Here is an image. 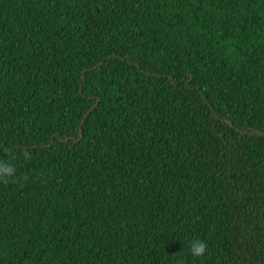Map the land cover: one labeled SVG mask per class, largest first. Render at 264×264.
<instances>
[{
  "label": "trees",
  "instance_id": "trees-1",
  "mask_svg": "<svg viewBox=\"0 0 264 264\" xmlns=\"http://www.w3.org/2000/svg\"><path fill=\"white\" fill-rule=\"evenodd\" d=\"M0 161V264H264V0H0Z\"/></svg>",
  "mask_w": 264,
  "mask_h": 264
},
{
  "label": "clouds",
  "instance_id": "clouds-1",
  "mask_svg": "<svg viewBox=\"0 0 264 264\" xmlns=\"http://www.w3.org/2000/svg\"><path fill=\"white\" fill-rule=\"evenodd\" d=\"M26 157L28 153L24 154ZM14 173V167L10 163L0 161V181L8 183V178L11 177ZM189 252L194 257L203 256L207 249V244L204 240L195 238L188 242Z\"/></svg>",
  "mask_w": 264,
  "mask_h": 264
}]
</instances>
